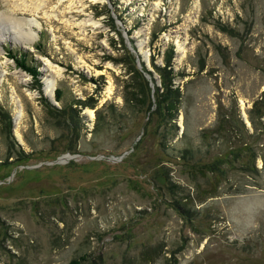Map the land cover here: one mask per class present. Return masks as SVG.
<instances>
[{"label": "rangeland", "instance_id": "obj_1", "mask_svg": "<svg viewBox=\"0 0 264 264\" xmlns=\"http://www.w3.org/2000/svg\"><path fill=\"white\" fill-rule=\"evenodd\" d=\"M10 16L40 26L0 36V264H264V0H0V32ZM132 67L149 114L124 111Z\"/></svg>", "mask_w": 264, "mask_h": 264}, {"label": "trees", "instance_id": "obj_2", "mask_svg": "<svg viewBox=\"0 0 264 264\" xmlns=\"http://www.w3.org/2000/svg\"><path fill=\"white\" fill-rule=\"evenodd\" d=\"M10 55L19 68H21L23 71L27 72L33 77L38 87L42 86L40 82V77L42 76L41 71L39 70V67L30 64V58L27 53H24V55H21L20 57H17L14 54ZM171 66V60H168L166 67H158L161 70L160 73L162 75V91H159V95L156 101V113L162 114V118L165 125H168L169 123L175 121L178 118V113L183 98V94L180 90V87H176V85L173 83V80L174 78H176V75L174 74V71L172 70ZM132 68L133 70H129L128 73H133L130 79L132 81L137 82L135 84L136 86H132L133 88L137 89L132 91L130 86H127V88L125 89L126 93L124 97V111L129 110L132 114H139L142 112H147L149 114L153 106L150 98L151 92L149 91L148 84L142 77L141 73L136 68ZM62 97L63 93L61 91H58L56 94V102H62ZM80 104L82 106L88 105L89 107H93V105H89L85 102H80ZM48 106L51 107L49 104ZM111 115L122 117L124 114L122 113V111L117 112V110H115L113 107ZM97 121L99 127L106 124V119L104 117H101L99 114ZM168 132L171 133L172 131L167 130V133ZM202 135H204V133ZM172 149L176 150L174 146ZM178 154L179 155L174 156L176 158H180V160H183L184 162H188L195 160V158L199 157L202 154V151L200 146L194 147L193 145H191L186 146L185 148H179ZM83 262L84 259L81 258L80 260H73L68 264H84Z\"/></svg>", "mask_w": 264, "mask_h": 264}, {"label": "bare ground", "instance_id": "obj_3", "mask_svg": "<svg viewBox=\"0 0 264 264\" xmlns=\"http://www.w3.org/2000/svg\"><path fill=\"white\" fill-rule=\"evenodd\" d=\"M8 21L12 23V28L11 29H13V30L5 29L4 32H0V36H2L3 33H7V31H8V34H10L11 31H12L15 34H17V36L20 38V40H22V42L30 43V44L33 43L35 41V39L37 38V34L32 32V29H30L29 32H26L25 29H24V26H23V25L27 26L28 24H30L31 26H40L35 20L31 21V23H30L29 21L17 20L14 17L10 16V17H8ZM46 82H47L46 93L49 96H52L53 88L55 86V81H53V82L46 81Z\"/></svg>", "mask_w": 264, "mask_h": 264}, {"label": "water", "instance_id": "obj_4", "mask_svg": "<svg viewBox=\"0 0 264 264\" xmlns=\"http://www.w3.org/2000/svg\"><path fill=\"white\" fill-rule=\"evenodd\" d=\"M51 100H52L53 102H56V101H54V99H53V98H51Z\"/></svg>", "mask_w": 264, "mask_h": 264}]
</instances>
